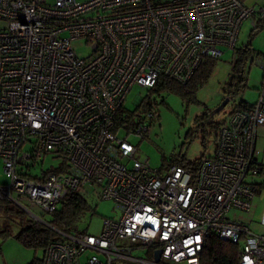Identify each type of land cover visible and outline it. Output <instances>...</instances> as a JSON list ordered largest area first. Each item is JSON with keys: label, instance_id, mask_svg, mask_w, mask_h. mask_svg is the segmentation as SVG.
I'll return each instance as SVG.
<instances>
[{"label": "built area", "instance_id": "2783aa9c", "mask_svg": "<svg viewBox=\"0 0 264 264\" xmlns=\"http://www.w3.org/2000/svg\"><path fill=\"white\" fill-rule=\"evenodd\" d=\"M257 18L264 7L242 0H0V159L8 180L0 204L47 225L19 200L50 216L68 191L92 187L121 211L98 235L59 233L43 264H200L210 235L240 243L238 264H264V234L225 217L250 210L258 187L245 179L264 171L256 148L264 80L253 106L230 111L213 154L193 172L138 160L127 135L144 139L155 111L141 108L131 126L123 105L134 85L152 89L161 77L185 85L205 58L234 53L242 23L254 27ZM76 40L90 45L89 56L79 58ZM47 155L65 156L66 171L29 174Z\"/></svg>", "mask_w": 264, "mask_h": 264}, {"label": "rangeland", "instance_id": "374dc122", "mask_svg": "<svg viewBox=\"0 0 264 264\" xmlns=\"http://www.w3.org/2000/svg\"><path fill=\"white\" fill-rule=\"evenodd\" d=\"M77 3H84L89 0H76ZM247 5L264 6V0H243ZM238 35V42L236 46H242L249 42L251 36V19L242 23ZM3 27L0 21V29ZM252 48L260 52L253 63L247 62L244 68V75H246V87L242 89L237 96L229 99L227 105L218 113L211 115L216 107L220 105L222 99L227 97L223 92V87L229 82V74L234 61V53L226 50L224 54L216 61L211 74L208 76V81L198 90L195 91V99L192 102H185V100L177 93H163L164 102L155 106L153 112L158 113V120L151 124L148 128L144 139H139L134 135L128 136V141L137 146L136 156L138 160H147L148 164L153 169L161 168L162 159L166 161L178 154H181L187 162L204 157H210L213 154L214 138L218 130L205 126L206 131H201L199 126L201 121L198 118L202 117L204 113L212 116L210 119L213 122L225 121L231 111V107L242 100L248 104H255L257 101L258 90L260 88L264 71H262L261 61H264V29L255 34L251 39ZM75 53L79 58L89 56L90 45L83 40L73 41ZM147 89L134 85L129 91L124 107L132 111L136 103L141 98L146 97ZM159 102L161 97H155ZM256 148L258 150V159L264 163V129L260 127L257 130ZM25 150H29L28 148ZM62 159L47 155L44 157L42 164L34 166L29 174L33 176H42L41 170L44 172L50 169H57L61 166ZM3 164L0 159V185L8 184V180L2 171ZM262 175V174H261ZM262 178L260 175L256 177L247 176L245 179L248 182H260ZM264 180V179H262ZM83 197L88 201L87 203L92 207L93 212L87 213L81 217L78 222L77 229L81 232H86L90 235H98L101 231V226L104 219H117L121 213L117 209L116 204L109 200H100L92 187H86ZM21 205L27 207L28 210L37 218L48 222L50 220L49 214L43 213L38 206H30L25 199L19 200ZM16 212H22V221L26 223L28 220L35 219L16 204L10 203ZM249 212H245L249 217L253 214L254 209L251 207ZM237 210H232L225 215L226 218H231L233 213ZM0 212V264H29L35 258H42L41 250H33L24 247L16 239V236L21 230V219L16 214L7 215ZM247 226V225H244ZM250 229V227H248ZM7 230L6 233L3 234ZM137 256H145V252L135 253ZM100 262L105 263L104 259Z\"/></svg>", "mask_w": 264, "mask_h": 264}, {"label": "trees", "instance_id": "16d2710c", "mask_svg": "<svg viewBox=\"0 0 264 264\" xmlns=\"http://www.w3.org/2000/svg\"><path fill=\"white\" fill-rule=\"evenodd\" d=\"M262 29H264V18H257L254 27L251 29L252 34L250 36L249 42L245 45L235 47L234 61L232 62L233 65L231 68V73L229 74V82L225 85V87H223V92L229 99L237 96V94L246 87L247 78L246 75H244L245 65L247 62L253 63L254 59L261 54L252 48L251 39L255 34L262 31ZM216 61L217 59L205 58L202 61V64H200V67L185 85L179 84L166 77L159 78L155 88L153 87L152 89H148L146 97H144L142 101L138 103L134 110L129 111V121L131 126L137 123L134 117H136L138 111L140 112L141 108L154 109V107L158 106L159 103L163 104L164 98L162 97V94L165 92L177 93L185 100V102H192L196 100L195 91L208 81V76L211 74ZM261 64L262 71H264V61H261ZM262 80H264V77H262ZM155 97H161V100L158 102ZM251 106L253 105L248 104L241 99L239 103H236L231 107V111L234 109H241ZM213 112H210L211 115L214 114ZM157 114L158 113H155L153 115L154 119L151 124L158 120L159 115ZM211 117L212 116L208 114L206 115L204 113L202 117L198 118V121H201L200 125H198L201 131H206V128H204L205 126H209L212 129L218 130L221 127V124L225 123V121L213 122L210 119ZM213 138L215 146L216 134ZM52 156L62 159L61 166L57 169H50L47 172L41 170L40 173L48 174L51 172L60 173L62 171H66L65 167H68L66 162L67 158L63 155ZM202 158H204V156L194 160L193 162H187L181 154H178L172 157L168 162L165 158H163L161 167H164L166 164L169 166L176 165L183 167L187 171L193 172L198 165V161H201ZM38 164H42V161ZM261 165L262 168H264V163L261 162ZM255 185H257L258 188L262 187L261 183H256ZM87 202L88 201L83 197V194L73 190L68 191L67 195L60 202L56 211L50 214V220L46 222L47 225L31 220H28L26 223H24L22 221L23 219H21L22 212H16L13 207H10V203L7 202H2L0 204V212L6 214V217H8L7 215L9 214H16V216L21 219V230H19L16 239L26 248H31L35 251L41 250L43 255L45 253L46 247L49 243H51V241L62 240L59 233H86L79 231L77 227L78 222L83 215L93 212L92 207ZM6 231L7 230L3 231V234L6 233L7 235ZM239 245L240 243H232L231 241L220 239L218 236L210 235L204 240L202 247L203 249L200 253V264H238V257L240 254ZM43 260L44 255L41 259L35 258L29 264H43Z\"/></svg>", "mask_w": 264, "mask_h": 264}, {"label": "crops", "instance_id": "0c3cea01", "mask_svg": "<svg viewBox=\"0 0 264 264\" xmlns=\"http://www.w3.org/2000/svg\"><path fill=\"white\" fill-rule=\"evenodd\" d=\"M261 174L262 175H260V178L264 179V171H262ZM262 179L260 182H256L259 184L261 183L262 187L258 188L257 194L254 196L253 200L251 201L250 208L252 207L254 209L253 214L247 217L244 212L236 211L233 213V216L229 218L231 221L240 222L243 225H247V227H250V230L256 234L258 233L264 234V226H262L261 224V220L262 218H264V180ZM249 211H245V212H249Z\"/></svg>", "mask_w": 264, "mask_h": 264}, {"label": "water", "instance_id": "95a60500", "mask_svg": "<svg viewBox=\"0 0 264 264\" xmlns=\"http://www.w3.org/2000/svg\"><path fill=\"white\" fill-rule=\"evenodd\" d=\"M228 101H229L228 98L222 99V102L220 103V105L218 107H216V109L214 110L213 113H218L219 111H221L227 105ZM159 257H160V252H156L154 259L158 260Z\"/></svg>", "mask_w": 264, "mask_h": 264}, {"label": "clouds", "instance_id": "9594fccd", "mask_svg": "<svg viewBox=\"0 0 264 264\" xmlns=\"http://www.w3.org/2000/svg\"><path fill=\"white\" fill-rule=\"evenodd\" d=\"M262 7H264V6H262ZM262 83V82H261ZM260 89V88H259ZM225 98H228V97H225ZM229 99V98H228ZM261 162V161H260Z\"/></svg>", "mask_w": 264, "mask_h": 264}]
</instances>
